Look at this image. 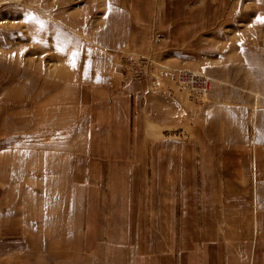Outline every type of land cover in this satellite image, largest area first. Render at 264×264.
I'll list each match as a JSON object with an SVG mask.
<instances>
[{
  "label": "rangeland",
  "instance_id": "rangeland-1",
  "mask_svg": "<svg viewBox=\"0 0 264 264\" xmlns=\"http://www.w3.org/2000/svg\"><path fill=\"white\" fill-rule=\"evenodd\" d=\"M47 3L81 28L0 70V264H264V0H0V63Z\"/></svg>",
  "mask_w": 264,
  "mask_h": 264
},
{
  "label": "bare ground",
  "instance_id": "bare-ground-1",
  "mask_svg": "<svg viewBox=\"0 0 264 264\" xmlns=\"http://www.w3.org/2000/svg\"><path fill=\"white\" fill-rule=\"evenodd\" d=\"M60 6L61 5H59V4H57V5H51L48 3L45 4L44 8H46L50 12L52 17L55 15L57 18H56V20H53L50 18V20L48 22V26H47L48 28L46 31L47 34L49 35L48 40H45V38L41 39V38H38L36 36L30 37V41H35L36 44L40 45L41 47H38V48L26 47L25 49L21 48L19 50V55L16 56L17 57L16 59H18V60H16V61H19V58H21L22 55L27 54L28 56H30V59L27 61V63H26V61H24L25 63H20L21 66L19 68L11 67L9 64L0 63V70L6 71L9 74L12 73L15 75L16 79L14 80L15 82H13L14 86L20 85L24 78H29V80L31 81L30 82L31 88L38 85L37 82H38V79L40 78V70H39L40 67L38 68V66H40V64L42 63V57H41L42 53L45 51H49L50 49L53 50V49L59 47L60 45L63 44L64 41H66L68 39V35L65 34V32L62 30V28L63 29L66 28L67 30L75 33L76 35H77V31L80 30L79 28H81V27L79 26V24H76L71 19H64L61 16H58L59 12H57L58 11L57 8H59ZM98 40H100V38H98ZM79 42L80 41H77V39L75 40L73 37H71L70 45L82 46V43H79ZM51 58L49 60H52ZM199 75H201V74H199ZM30 87H27V90H31ZM45 88L46 87H43L41 89V91L44 90ZM188 89L190 90V88H188ZM48 90H49V88L47 87L46 91H42V92H48ZM205 90H206V88H205ZM18 97H20V96H18Z\"/></svg>",
  "mask_w": 264,
  "mask_h": 264
},
{
  "label": "built area",
  "instance_id": "built-area-1",
  "mask_svg": "<svg viewBox=\"0 0 264 264\" xmlns=\"http://www.w3.org/2000/svg\"><path fill=\"white\" fill-rule=\"evenodd\" d=\"M177 83L182 87L190 88L192 92H195L198 95L204 96L207 93L205 90L206 86L209 87L208 79L202 75L190 72V71H182L176 75Z\"/></svg>",
  "mask_w": 264,
  "mask_h": 264
},
{
  "label": "snow or ice",
  "instance_id": "snow-or-ice-1",
  "mask_svg": "<svg viewBox=\"0 0 264 264\" xmlns=\"http://www.w3.org/2000/svg\"><path fill=\"white\" fill-rule=\"evenodd\" d=\"M262 23H264V20H261Z\"/></svg>",
  "mask_w": 264,
  "mask_h": 264
}]
</instances>
